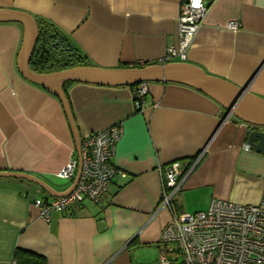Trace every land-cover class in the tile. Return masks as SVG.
<instances>
[{
  "label": "crops",
  "instance_id": "crops-1",
  "mask_svg": "<svg viewBox=\"0 0 264 264\" xmlns=\"http://www.w3.org/2000/svg\"><path fill=\"white\" fill-rule=\"evenodd\" d=\"M181 3L0 0V11L24 13L35 24L49 21L77 46L86 67L122 69L162 63L166 48L178 43ZM229 21L237 22L236 31L226 28ZM22 34L19 23L0 22V173L30 175L44 188L0 177V263L158 264L160 229L169 218L157 210L161 168L172 162L179 163L182 181L171 200L177 215L204 211L211 199L261 201L264 154L246 145L249 126L213 99L185 85L149 83L138 111L132 87L66 83L75 137L60 101L19 74ZM169 62L195 66L264 100V0H216L185 60ZM116 124L122 135L106 193L70 215L52 212L42 220L33 201L69 193L76 174L63 180L58 172L77 158L84 138Z\"/></svg>",
  "mask_w": 264,
  "mask_h": 264
},
{
  "label": "built area",
  "instance_id": "built-area-1",
  "mask_svg": "<svg viewBox=\"0 0 264 264\" xmlns=\"http://www.w3.org/2000/svg\"><path fill=\"white\" fill-rule=\"evenodd\" d=\"M215 1L182 0L177 17L178 43L176 47L166 48L162 63L185 60L188 48ZM226 28L236 31L238 24L229 21ZM148 85L142 82L131 88L138 111ZM121 135L122 126L116 124L91 133L80 142L77 158L73 156L57 174L59 179L70 180L78 171L72 190L48 201H33L42 220L48 222L52 212L70 215L75 206L85 201L95 203L106 193L115 175L110 161ZM198 160L199 157L191 168ZM161 169L165 184L157 210H167L169 218L160 229L158 264H264V192L256 205L211 199L204 211L177 215L171 200L182 183L178 181L179 163L172 162Z\"/></svg>",
  "mask_w": 264,
  "mask_h": 264
},
{
  "label": "water",
  "instance_id": "water-1",
  "mask_svg": "<svg viewBox=\"0 0 264 264\" xmlns=\"http://www.w3.org/2000/svg\"><path fill=\"white\" fill-rule=\"evenodd\" d=\"M0 22H15L22 26L23 34L17 54L16 68L22 78L42 87L60 101L75 137L77 136L76 128L63 92L66 83L104 87H132L142 82L174 83L191 87L205 94L218 103L227 115L234 116L252 127L248 132L246 145L252 150L264 154V131L262 130L264 129V100L250 95L246 88L235 87L221 79L207 75L195 66L179 62L122 69L80 66L48 74H38L29 69V61L37 41V27L34 20L21 12L0 11ZM0 177L27 180L44 188L38 179L30 175L0 173ZM77 178L78 171L73 186L76 184ZM64 195L66 194L56 197Z\"/></svg>",
  "mask_w": 264,
  "mask_h": 264
},
{
  "label": "trees",
  "instance_id": "trees-1",
  "mask_svg": "<svg viewBox=\"0 0 264 264\" xmlns=\"http://www.w3.org/2000/svg\"><path fill=\"white\" fill-rule=\"evenodd\" d=\"M36 27L37 41L29 61L31 71L38 74H48L73 67L86 66L83 54L77 47H74L75 45H71L68 37L52 23L38 19L36 20ZM70 84L74 83H67V85ZM63 92L67 99L65 87H63ZM249 128L251 130L252 127ZM25 256L41 260L36 255L25 254Z\"/></svg>",
  "mask_w": 264,
  "mask_h": 264
},
{
  "label": "rangeland",
  "instance_id": "rangeland-1",
  "mask_svg": "<svg viewBox=\"0 0 264 264\" xmlns=\"http://www.w3.org/2000/svg\"><path fill=\"white\" fill-rule=\"evenodd\" d=\"M69 43L71 44V45H73L74 46V44L69 40ZM74 47H77L76 45L74 46ZM80 51V50H79ZM81 52V51H80ZM82 54V53H81ZM86 64H88V62L86 61Z\"/></svg>",
  "mask_w": 264,
  "mask_h": 264
}]
</instances>
